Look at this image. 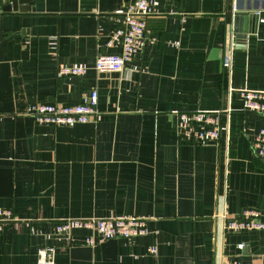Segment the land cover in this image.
Returning a JSON list of instances; mask_svg holds the SVG:
<instances>
[{
	"label": "crops",
	"instance_id": "obj_1",
	"mask_svg": "<svg viewBox=\"0 0 264 264\" xmlns=\"http://www.w3.org/2000/svg\"><path fill=\"white\" fill-rule=\"evenodd\" d=\"M11 1L0 0V207L19 220L0 232V264H37L49 246L54 264H264V229H222L244 209L264 223V163L252 149L264 114L243 109L236 91L264 89V0H158L142 48L119 72L94 61L118 52L106 45L114 18L137 0H30L4 11ZM238 8L256 15L254 28L234 23ZM60 65L86 72L58 77ZM92 90L97 114L86 123L28 112ZM227 108L229 132L216 143L177 127V110ZM91 217L144 218L147 233L54 230Z\"/></svg>",
	"mask_w": 264,
	"mask_h": 264
},
{
	"label": "built area",
	"instance_id": "obj_2",
	"mask_svg": "<svg viewBox=\"0 0 264 264\" xmlns=\"http://www.w3.org/2000/svg\"><path fill=\"white\" fill-rule=\"evenodd\" d=\"M158 0H137L127 5L114 18V27L106 41V45L119 48L116 53H102L96 55L94 68L99 72H119L124 69V63L140 51L146 40V17L151 15ZM236 8L233 6V11ZM231 54L223 59V66L230 68ZM86 68L78 65H60L56 70L58 77L81 76ZM242 108L264 114V89L252 90L247 88L236 89ZM98 93L92 90L83 93L82 100L74 105H57L37 103L28 108V112L37 122L51 125H73L86 123L97 114ZM177 127L184 137L191 142H218L221 129L229 132L230 112L226 110H177ZM226 135V140L228 139ZM252 149L258 159L264 163V128L260 129L252 140ZM260 212L255 209H244L239 219H223L222 229L228 231H243L264 229L260 221ZM19 219L10 208L0 207V232L2 229ZM71 228H86L98 234L101 240L124 238L132 240L147 233L145 219L140 217H108L88 219H62L55 223L57 233H65ZM86 245H94L95 239L88 236L84 239ZM243 243L238 245L241 249ZM155 252L154 247L149 248ZM55 248L40 247L36 251L37 264H54Z\"/></svg>",
	"mask_w": 264,
	"mask_h": 264
},
{
	"label": "water",
	"instance_id": "obj_3",
	"mask_svg": "<svg viewBox=\"0 0 264 264\" xmlns=\"http://www.w3.org/2000/svg\"><path fill=\"white\" fill-rule=\"evenodd\" d=\"M29 3H30V0H12L11 3H9L3 8V10L4 11H11V10H17V9L27 10L28 7L26 5L22 6L21 4H29ZM255 18H256V15L251 14L246 10H242L238 8L237 11L234 13L233 20H234V23L240 26H244L245 24H247L248 26H250V30H251L252 28H254Z\"/></svg>",
	"mask_w": 264,
	"mask_h": 264
}]
</instances>
